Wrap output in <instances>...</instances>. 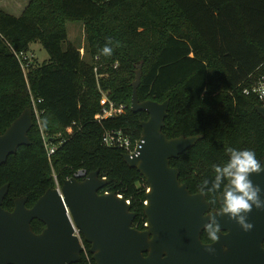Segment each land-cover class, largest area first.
<instances>
[{
    "label": "trees",
    "instance_id": "trees-1",
    "mask_svg": "<svg viewBox=\"0 0 264 264\" xmlns=\"http://www.w3.org/2000/svg\"><path fill=\"white\" fill-rule=\"evenodd\" d=\"M68 22L82 25L83 48L66 43ZM108 40L111 56L101 53ZM33 43L48 60H31L24 71L19 55ZM138 67V102L169 101L161 133L168 140L202 137L169 161L191 195L201 193L203 179L214 178L212 166L228 159V147L263 158L264 120L255 108L264 104L243 91L264 77V0H29L19 17L0 10V134L31 109L32 97L41 101V131L60 134L64 143L49 162L33 119L28 145L0 165V188L8 186L3 210L11 212L22 198L30 209L54 189L52 173L61 186L79 172L97 171L107 181L100 194L129 201L132 228L144 230L147 185L123 162L122 150L101 143L105 132L117 131L140 140L148 116L129 109ZM101 93L123 106L121 116L96 122ZM202 194L212 210L220 209L218 196ZM30 226L34 234L44 229L36 220ZM200 239L212 243L204 232ZM83 249L76 264H94L87 243Z\"/></svg>",
    "mask_w": 264,
    "mask_h": 264
},
{
    "label": "water",
    "instance_id": "water-1",
    "mask_svg": "<svg viewBox=\"0 0 264 264\" xmlns=\"http://www.w3.org/2000/svg\"><path fill=\"white\" fill-rule=\"evenodd\" d=\"M140 77L138 67L131 83L129 109L146 113L148 118L140 124L137 156L122 154V160L147 185L144 230L132 228L135 216L123 198L100 194L107 181L100 179L97 171L80 172L65 180L60 194L56 189L47 190L30 209L25 207L26 198L17 199L11 212L1 208L8 189L4 185L0 188V264H76L83 243L89 245L94 264H264V211L249 213L253 228L248 232L219 215L220 238L202 244L203 218L219 210H210L202 193L191 195L178 182V170L169 166L170 160L202 137L168 140L161 130L169 101L138 102ZM255 111L264 120V106ZM32 126L31 109H26L0 134V165L19 147L28 145ZM250 178L261 187L264 198V173ZM217 203L221 205L219 196ZM33 220L44 225L39 234L31 230Z\"/></svg>",
    "mask_w": 264,
    "mask_h": 264
},
{
    "label": "clouds",
    "instance_id": "clouds-1",
    "mask_svg": "<svg viewBox=\"0 0 264 264\" xmlns=\"http://www.w3.org/2000/svg\"><path fill=\"white\" fill-rule=\"evenodd\" d=\"M111 45V40L106 41L101 53L111 56L113 52ZM226 152L228 159L222 164L212 166L214 178L211 181L203 179L197 185L201 193L207 192L221 198L219 212L203 218L206 222L203 224L202 231L207 240L213 243L218 241L222 232L217 220L219 215L226 216L242 231L248 232L253 228V224L248 219L249 213L253 209L264 211L262 189L250 178L264 173V160L258 159L255 151L251 149L228 147Z\"/></svg>",
    "mask_w": 264,
    "mask_h": 264
},
{
    "label": "built area",
    "instance_id": "built-area-1",
    "mask_svg": "<svg viewBox=\"0 0 264 264\" xmlns=\"http://www.w3.org/2000/svg\"><path fill=\"white\" fill-rule=\"evenodd\" d=\"M82 52V51H81ZM82 55V53H81ZM27 54L24 56L19 55L20 59L19 61L22 62L21 68L24 70L30 63L32 58H29V61L27 59ZM25 62V63H24ZM25 71V70H24ZM94 72H96V69H94ZM243 94L245 96L253 95L257 98L258 101L262 102L264 104V77H260L255 84L250 89H245L243 91ZM104 96V95H103ZM41 101L34 100L32 97H30V103H31V113H32V119L35 120L37 126L40 129L39 125V116L42 114V111H39L37 109V105ZM100 114L99 117L96 119V122L100 123L103 120L106 119H112L119 117L123 114L124 108L123 106H116L112 102H110L106 96L102 97L100 100ZM67 133L69 132V129L66 130ZM40 136L43 144L44 151L46 153V157L48 161L50 162L51 156L55 153V151L64 143V140L62 139V136L60 134L50 138L46 134H44L40 129ZM140 140L133 142L130 137L124 135L122 132H105L102 136L101 143L106 148H117L120 149L129 156V158L136 157V147ZM80 173V172H79ZM77 173V175L79 174ZM52 179L54 182V189L58 191L60 194V185L58 184L55 175L52 173ZM108 194V193H103ZM118 197L122 198L121 196L117 195ZM126 204L129 205V201L125 200ZM67 215L69 216L68 211H66ZM74 235H76L79 238L78 231L74 228ZM84 253V249L82 251Z\"/></svg>",
    "mask_w": 264,
    "mask_h": 264
},
{
    "label": "rangeland",
    "instance_id": "rangeland-1",
    "mask_svg": "<svg viewBox=\"0 0 264 264\" xmlns=\"http://www.w3.org/2000/svg\"><path fill=\"white\" fill-rule=\"evenodd\" d=\"M18 5H17V3ZM28 3V0H0V5L4 7L2 9L6 14L19 17ZM66 27V43L70 44L73 47H84V34L82 25L78 22H68L65 25ZM83 52V51H82ZM80 50V55H81ZM27 59L32 58V61L41 65L42 63L48 60V55L42 49L38 43H33L29 46V52L27 53ZM29 57V58H28ZM83 60L88 62V58L83 55ZM106 96L104 93H101V96Z\"/></svg>",
    "mask_w": 264,
    "mask_h": 264
},
{
    "label": "crops",
    "instance_id": "crops-1",
    "mask_svg": "<svg viewBox=\"0 0 264 264\" xmlns=\"http://www.w3.org/2000/svg\"><path fill=\"white\" fill-rule=\"evenodd\" d=\"M28 2H29V0H28ZM16 3H17V2H16ZM27 4H28V3H27ZM27 4H26V6H27ZM17 5H18V3H17ZM26 6H25V7H26ZM25 7H24V8H25ZM2 9H4V7H3L2 5H0V10H2ZM2 11H3V10H2Z\"/></svg>",
    "mask_w": 264,
    "mask_h": 264
},
{
    "label": "flooded vegetation",
    "instance_id": "flooded-vegetation-1",
    "mask_svg": "<svg viewBox=\"0 0 264 264\" xmlns=\"http://www.w3.org/2000/svg\"><path fill=\"white\" fill-rule=\"evenodd\" d=\"M210 210H212V209L210 208Z\"/></svg>",
    "mask_w": 264,
    "mask_h": 264
}]
</instances>
